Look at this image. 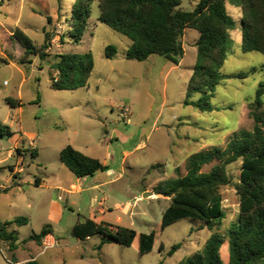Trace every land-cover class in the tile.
<instances>
[{"label":"rangeland","instance_id":"rangeland-1","mask_svg":"<svg viewBox=\"0 0 264 264\" xmlns=\"http://www.w3.org/2000/svg\"><path fill=\"white\" fill-rule=\"evenodd\" d=\"M199 1L183 0L182 7L193 10ZM75 3L76 0H0V123L15 133L12 138L0 139V167H6L0 171V187L13 184L9 166L18 165L24 171L22 186L0 193V213L4 220H29L27 224L15 225L19 234L15 250L11 251L9 244L0 239V264H14V257L23 261L39 252L43 253L42 264H177L203 249L212 231L190 218L162 231V217L170 200L153 193L162 191L168 180L185 175L191 155L203 149L225 148L236 132L253 129L249 104L264 83V54L243 52L241 2L228 0L232 28L228 58L222 67L225 80L213 92V110L201 111L196 105H185L197 61L196 30H186L185 56L180 65L157 55L146 61L128 60L125 54L133 41L99 20V0L92 4L82 40L76 42L71 38L67 32ZM16 28L29 35L38 47L45 43L46 34L50 35L51 49H47L50 55L46 61L34 56L32 64L19 62L24 49L11 37ZM110 45L117 48L112 59L106 56ZM88 52L95 62L89 85L77 90L53 89L58 55ZM239 73L247 76L234 77ZM8 98L22 105L13 108L7 103ZM200 98L196 95L192 100L197 102ZM126 106L132 111L130 124L121 116ZM259 112L264 115V105ZM17 142L27 149L23 156L10 158L9 151ZM31 142L37 150L36 158L32 157ZM68 145L109 167L97 174V180L120 179L100 192H89L90 185L85 182L79 186L78 177L60 161V152ZM212 165L204 171H210ZM227 169L232 183L222 188L226 218L219 230L225 238L221 247L225 264L230 260L228 229L239 211L236 184L241 162L228 165ZM110 171L115 173L111 177ZM38 177L46 184L35 186ZM94 195L95 204L91 201ZM105 197L106 206L117 199L127 200L126 204L131 206L127 214L120 210L108 214L112 219L108 222L121 215V226L138 234L156 232L150 253L139 252L138 239L125 247L102 234L88 241H80L72 234L71 227L78 221L96 220L93 210ZM53 200H59L64 210V215L54 223L60 242L42 246L31 237L52 223L49 212ZM176 244L181 247L173 250Z\"/></svg>","mask_w":264,"mask_h":264},{"label":"trees","instance_id":"trees-1","mask_svg":"<svg viewBox=\"0 0 264 264\" xmlns=\"http://www.w3.org/2000/svg\"><path fill=\"white\" fill-rule=\"evenodd\" d=\"M228 0H200L193 10L182 7L183 0H99V20L115 31L130 38L132 46L125 56L128 60L146 61L157 55L174 65H180L185 56L183 47L186 30L199 33L195 46L197 61L187 87L185 105H196L201 111H212L213 92L224 80L222 73L228 58V37L232 20L227 11ZM94 0H76L72 9L69 31L72 39L79 42L89 25ZM242 7V50L245 53L264 54V0H240ZM23 47L19 62L32 64V57L46 61L49 34L45 43L38 47L29 35L16 28L11 35ZM6 41V45L10 44ZM117 55V48L110 45L106 49L109 59ZM57 76L51 87L55 90H77L89 85L95 68L91 52L85 54H60ZM264 70V64L261 66ZM258 70V68H254ZM245 73L234 77L245 78ZM201 95L199 101L193 97ZM264 83H261L254 102L249 104L254 119L252 130H240L234 134L225 148L203 149L188 158L187 173L170 179L159 191V195L169 198L170 205L162 217L161 230L164 231L179 220L190 218L204 223L211 231L204 248L177 264H225L221 258L224 236L219 232L226 218L223 207L222 188L232 183L227 166L241 162L239 182L236 184L239 196L237 219L228 229L230 260L228 264H264ZM7 103L19 107L22 103L8 98ZM8 125L0 123V139L13 136ZM22 155L24 151L16 150ZM32 157L36 153L32 152ZM60 161L78 178L94 176L106 172L109 167L99 159L88 156L68 145L60 152ZM213 164V165H212ZM206 172L204 168L210 166ZM6 167H0L2 171ZM12 169L11 166H9ZM36 178L35 185H40ZM6 191L0 189V193ZM28 218L18 217L12 221H0V239L15 250L18 232L10 230L13 224H27ZM51 225L45 226L31 239L42 244L44 238L52 234ZM72 234L85 241L95 235H105L110 241L130 247L139 240V252L150 253L156 243V232L138 234L129 227L92 219L79 221ZM181 244H176L177 250ZM162 249V248H161ZM14 264L17 261L14 257ZM25 264H40L32 260Z\"/></svg>","mask_w":264,"mask_h":264},{"label":"crops","instance_id":"crops-1","mask_svg":"<svg viewBox=\"0 0 264 264\" xmlns=\"http://www.w3.org/2000/svg\"><path fill=\"white\" fill-rule=\"evenodd\" d=\"M22 54H23V52H22ZM22 56V55H21ZM21 58V57H20ZM181 64V63H180ZM56 76H57V73H56ZM14 135H15V133H14ZM13 135V136H14ZM13 136H11V137H8V138H12ZM30 146L31 147H33L32 149H31V151L32 152H35L36 153V157L38 156V154H37V150H34V144L31 142L30 143ZM75 148V147H74ZM17 149H20L21 151H24L25 149H27V148H22L20 145H18V142L16 143V145H15V147H14V149H11L10 151H9V157L10 158H15L16 156H18V157H21V156H23V154H24V152L22 153V155H19V154H17V152H16V150ZM36 157H34V158H36ZM1 162H3V161H0V163ZM105 165V164H104ZM12 167V169H10L11 170V182H13V184H12V186L11 187H8L7 185H5V186H1L0 187V189H2V190H6V191H3V192H7V191H9L10 189H12V188H14V187H18V186H22V184H23V181H22V177H21V173H23L24 171H23V168H19V166L18 165H16V166H11ZM4 169H6V168H4ZM3 169V170H4ZM98 173H100V172H98ZM98 173H96L94 176H90L91 177V180L90 181H87L86 180V177H84V178H78L79 180V186H80V184L82 183V182H85L86 184H89L90 185V187L87 189L89 192H95V191H99L100 192V190L103 188V187H108V185H110V184H113V183H116V181H118L120 178L119 177H116V178H114V179H109L108 181H102L103 179L101 178V179H98L97 180V174ZM110 173V177H111V174L112 175H114L115 173H114V171H110L109 172ZM39 178V177H38ZM40 180V185L39 186H37V187H40V186H42V185H44V184H46L45 182H43V180L41 179V178H39ZM84 183V184H85ZM82 185V184H81ZM88 185V186H89ZM36 186V185H35ZM55 189H57L58 190V187H54ZM82 188H80L79 190H81ZM59 190H62V189H60L59 188ZM63 191V190H62ZM148 191V190H147ZM2 193V192H1ZM71 194V193H70ZM153 195L154 196H160L158 193H153ZM17 196L15 195L14 196V199H13V203H14V200H15V198H16ZM62 201H63V198H62ZM66 201L67 202H70L71 200H69V199H66ZM91 201H93L94 202V204L95 203H97V195H94L93 197H92V200ZM53 202H54V204L52 205V208L50 209V212H49V216L52 218L51 220V224H48V225H51V228H52V231H53V233L52 234H50L49 236H52V237H54L55 238V240H57V242L59 243L60 242V238L59 237H57V229H56V227H55V222L56 221H58L63 215H64V213H63V209H62V207H61V204H60V201L59 200H53ZM126 202H127V200H122V199H117V200H114V202H113V205H111V206H106V203H107V200H106V197L103 199V200H100L98 203H99V205L96 207V208H94V214H95V216H96V220H94V221H96V222H98V223H100V222H107V223H111V224H115V225H120V224H122V222H123V216H121V215H118L117 217H116V219H114V221H112V222H114V223H112V222H108V220H112V219H109L108 218V214H111V213H114L115 211H117V210H120V211H122V213H124V214H127L129 211H130V208H131V206L129 205V204H126ZM10 203L11 202H9V204H8V207H11L10 206ZM2 215H1V213H0V221H2V222H7V221H12V220H14L13 218H8V219H6V220H4L3 219V217H1ZM16 219V218H15ZM93 220V219H92ZM29 221V220H28ZM79 222V221H78ZM77 222V223H78ZM76 224V223H75ZM74 224V225H75ZM16 224H13L11 227H10V230H16V226H15ZM74 225L71 227V230L73 229V227H74ZM45 226H47V225H45ZM44 226V227H45ZM43 227V228H44ZM42 228V229H43ZM17 231V230H16ZM18 232V231H17ZM19 235V234H18ZM79 240V239H78ZM88 240H90V238H88L87 240H85V241H88ZM81 241V240H80ZM40 245H42V246H44V243L42 242V244H40ZM42 255H43V253H41V252H39V253H37L36 255H31L29 258H27V259H25V260H23V261H18L16 258V261H17V264H25V263H27V262H29V261H32V260H35V261H37V262H39L40 264H42L41 263V257H42Z\"/></svg>","mask_w":264,"mask_h":264},{"label":"built area","instance_id":"built-area-1","mask_svg":"<svg viewBox=\"0 0 264 264\" xmlns=\"http://www.w3.org/2000/svg\"><path fill=\"white\" fill-rule=\"evenodd\" d=\"M49 47L50 46H48L47 48L48 50L51 49ZM121 116L125 120V123L127 124L131 123L132 111L129 107L126 106L122 108ZM59 200H62V196L59 197ZM43 243H44V246H52V245H56L58 242L57 240H55L54 237L48 235L46 238H44Z\"/></svg>","mask_w":264,"mask_h":264},{"label":"water","instance_id":"water-1","mask_svg":"<svg viewBox=\"0 0 264 264\" xmlns=\"http://www.w3.org/2000/svg\"><path fill=\"white\" fill-rule=\"evenodd\" d=\"M55 67L58 68L59 67V64H57ZM148 195H149V193H146L145 194V197H147Z\"/></svg>","mask_w":264,"mask_h":264}]
</instances>
